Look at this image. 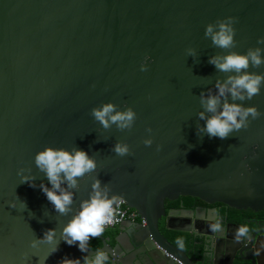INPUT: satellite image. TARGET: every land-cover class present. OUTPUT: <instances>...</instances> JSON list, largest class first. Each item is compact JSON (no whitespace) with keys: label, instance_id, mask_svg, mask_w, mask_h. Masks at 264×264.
<instances>
[{"label":"water","instance_id":"obj_1","mask_svg":"<svg viewBox=\"0 0 264 264\" xmlns=\"http://www.w3.org/2000/svg\"><path fill=\"white\" fill-rule=\"evenodd\" d=\"M226 17L236 20L231 51L264 36V0H0V264H87L97 251L69 245L62 228L97 178L146 221L154 243L133 257L117 238L115 251L102 249L107 264H195L160 229L167 200L264 209V86L237 101L261 114L226 138L209 136L199 116L202 94L229 75L210 63L229 49L205 35ZM249 70L264 72V64ZM107 102L133 109V124L105 128L92 110ZM117 142L129 152L116 153ZM46 145L85 149L96 160L77 187L62 184L74 194L68 213L41 189L51 184L35 154ZM179 218L170 211L167 228L190 231ZM48 228L59 244L52 254L55 242L32 246ZM122 229L133 243L136 229Z\"/></svg>","mask_w":264,"mask_h":264},{"label":"clouds","instance_id":"obj_2","mask_svg":"<svg viewBox=\"0 0 264 264\" xmlns=\"http://www.w3.org/2000/svg\"><path fill=\"white\" fill-rule=\"evenodd\" d=\"M235 21L234 17H226L215 23L210 22L205 27V35L211 38L213 44L229 49L223 55L210 57V63L229 75L225 80L217 81L215 93L209 92L201 96L204 110L199 112V116L205 121L202 130L211 137L226 138L231 132L247 127L249 117L256 118L261 114L257 106L244 105L237 101L252 99L264 86V72L249 70L264 64V47L260 46L264 45V36L258 37L256 47H250L245 52L231 51L236 42ZM229 96L231 101L228 100ZM92 114L105 128L111 124H116L121 129L129 128L135 120L133 109L117 110L112 102L94 108ZM152 142L150 136L144 140L146 145H151ZM114 151L125 155L129 152V145L117 142ZM35 164L47 175L51 184V187L41 184L42 191L60 213L72 211L74 196L62 184L66 182L68 188L77 187L78 178L97 166L95 158L85 149L72 150L53 145H46L36 152ZM28 179L24 177L25 181ZM92 189L89 198L81 201L78 211L62 228L63 240L69 245L76 244L82 252L88 250L87 244L92 237L99 236L105 225L114 222L118 210L115 206L122 202L118 194L109 195L107 186L102 187L99 178L93 182ZM246 231V227L239 229L240 234ZM41 241L55 242L50 254L58 250L55 228L46 229L42 237L32 241V246H37ZM46 259L39 261V264H45ZM85 260L87 264H107L108 255L104 251H97L91 259L86 257ZM59 264H81V261L79 258L65 257Z\"/></svg>","mask_w":264,"mask_h":264},{"label":"flooded vegetation","instance_id":"obj_3","mask_svg":"<svg viewBox=\"0 0 264 264\" xmlns=\"http://www.w3.org/2000/svg\"><path fill=\"white\" fill-rule=\"evenodd\" d=\"M168 205L165 204L167 215L170 211H178L179 219L190 229L185 232L192 234L188 248L173 244L195 264H264V209H238L223 202L210 203L193 196H180L169 200ZM167 215L160 220L166 228ZM140 224L146 225L140 216L128 217L122 223L104 229L99 236L92 237L87 247L102 251L107 243L115 251L118 238L127 246L130 256L142 254L154 243ZM128 225L136 229L132 230L133 243L122 229ZM241 227L247 228L244 234L239 233Z\"/></svg>","mask_w":264,"mask_h":264},{"label":"trees","instance_id":"obj_4","mask_svg":"<svg viewBox=\"0 0 264 264\" xmlns=\"http://www.w3.org/2000/svg\"><path fill=\"white\" fill-rule=\"evenodd\" d=\"M186 197L185 199H187ZM169 200L166 202V206L169 207L168 205ZM127 207V206H126ZM135 211L134 209L130 208V212ZM161 230L164 233V235L174 244L179 246L182 249H186L189 247V244L192 239V234L185 232V231H179V230H172L166 228L165 224L161 222L160 224Z\"/></svg>","mask_w":264,"mask_h":264},{"label":"built area","instance_id":"obj_5","mask_svg":"<svg viewBox=\"0 0 264 264\" xmlns=\"http://www.w3.org/2000/svg\"><path fill=\"white\" fill-rule=\"evenodd\" d=\"M126 203L124 201H122L121 203H119L118 205H116L115 207H117V212H116V216H115V220L113 223L105 225L104 229L113 227L115 225H118L120 223H122L126 218L130 217V218H135L138 215V213L136 211L130 212V207H126ZM144 223H146L145 220H143Z\"/></svg>","mask_w":264,"mask_h":264}]
</instances>
